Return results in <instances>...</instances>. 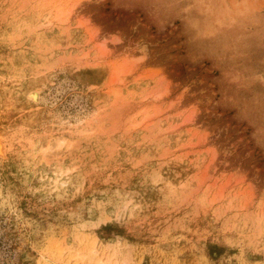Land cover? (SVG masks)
Wrapping results in <instances>:
<instances>
[{"label": "rangeland", "instance_id": "1", "mask_svg": "<svg viewBox=\"0 0 264 264\" xmlns=\"http://www.w3.org/2000/svg\"><path fill=\"white\" fill-rule=\"evenodd\" d=\"M0 135V264H264V0H0Z\"/></svg>", "mask_w": 264, "mask_h": 264}, {"label": "bare ground", "instance_id": "2", "mask_svg": "<svg viewBox=\"0 0 264 264\" xmlns=\"http://www.w3.org/2000/svg\"><path fill=\"white\" fill-rule=\"evenodd\" d=\"M62 20V19H61ZM32 98L34 99V100H36L37 99V96L36 95H32ZM1 140H2V137H1V135H0V143H1ZM57 182V181H56ZM58 183V182H57Z\"/></svg>", "mask_w": 264, "mask_h": 264}]
</instances>
